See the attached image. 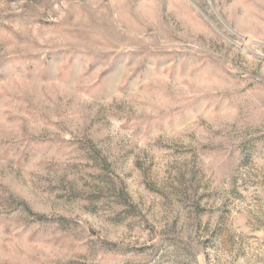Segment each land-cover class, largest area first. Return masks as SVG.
Masks as SVG:
<instances>
[{
    "label": "rangeland",
    "instance_id": "rangeland-1",
    "mask_svg": "<svg viewBox=\"0 0 264 264\" xmlns=\"http://www.w3.org/2000/svg\"><path fill=\"white\" fill-rule=\"evenodd\" d=\"M0 264H264V0H0Z\"/></svg>",
    "mask_w": 264,
    "mask_h": 264
}]
</instances>
